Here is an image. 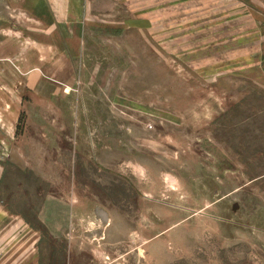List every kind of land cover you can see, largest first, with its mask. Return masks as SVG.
I'll return each mask as SVG.
<instances>
[{"label":"rangeland","instance_id":"374dc122","mask_svg":"<svg viewBox=\"0 0 264 264\" xmlns=\"http://www.w3.org/2000/svg\"><path fill=\"white\" fill-rule=\"evenodd\" d=\"M54 3L0 0V264H264V0Z\"/></svg>","mask_w":264,"mask_h":264},{"label":"crops","instance_id":"0c3cea01","mask_svg":"<svg viewBox=\"0 0 264 264\" xmlns=\"http://www.w3.org/2000/svg\"><path fill=\"white\" fill-rule=\"evenodd\" d=\"M55 3L54 4H56V5H58V6H62V4H60V0H53ZM67 5H69V2L67 1V3H66V5L65 6H67ZM44 17H47V23H50L51 25H53L54 26V19L50 16V15H41V16H39L38 18H37V21L38 22H44Z\"/></svg>","mask_w":264,"mask_h":264}]
</instances>
